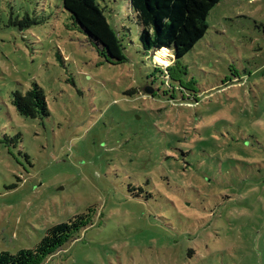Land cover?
Returning <instances> with one entry per match:
<instances>
[{
	"label": "rangeland",
	"instance_id": "1",
	"mask_svg": "<svg viewBox=\"0 0 264 264\" xmlns=\"http://www.w3.org/2000/svg\"><path fill=\"white\" fill-rule=\"evenodd\" d=\"M98 2L122 64L62 0H0L1 263L264 264V0H221L176 81ZM35 84L48 117L13 105Z\"/></svg>",
	"mask_w": 264,
	"mask_h": 264
},
{
	"label": "trees",
	"instance_id": "2",
	"mask_svg": "<svg viewBox=\"0 0 264 264\" xmlns=\"http://www.w3.org/2000/svg\"><path fill=\"white\" fill-rule=\"evenodd\" d=\"M74 21L73 28L88 36L111 64L127 61L125 49L116 30L108 22L98 0H62ZM221 0H130L141 27L140 42L146 56L156 62L155 54L170 51V79L174 66L202 40L208 32L207 19ZM156 70V69H155ZM157 71V70H156ZM171 72V73H170ZM13 105L25 118L50 115L44 90L37 84L26 94L15 93ZM0 264H4L1 263Z\"/></svg>",
	"mask_w": 264,
	"mask_h": 264
},
{
	"label": "bare ground",
	"instance_id": "3",
	"mask_svg": "<svg viewBox=\"0 0 264 264\" xmlns=\"http://www.w3.org/2000/svg\"><path fill=\"white\" fill-rule=\"evenodd\" d=\"M169 56H170V51L167 49H164V50L158 51L155 54V59L157 62H159L162 65H168L167 57Z\"/></svg>",
	"mask_w": 264,
	"mask_h": 264
}]
</instances>
